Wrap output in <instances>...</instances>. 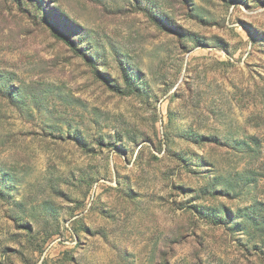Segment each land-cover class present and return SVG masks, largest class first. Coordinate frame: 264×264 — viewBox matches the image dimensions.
I'll use <instances>...</instances> for the list:
<instances>
[{
	"label": "rangeland",
	"instance_id": "1",
	"mask_svg": "<svg viewBox=\"0 0 264 264\" xmlns=\"http://www.w3.org/2000/svg\"><path fill=\"white\" fill-rule=\"evenodd\" d=\"M0 264H264V0H0Z\"/></svg>",
	"mask_w": 264,
	"mask_h": 264
}]
</instances>
